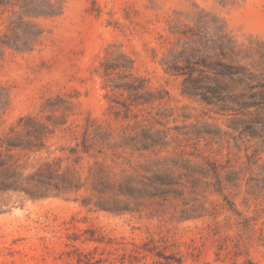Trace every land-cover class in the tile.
<instances>
[{
	"label": "rangeland",
	"instance_id": "obj_1",
	"mask_svg": "<svg viewBox=\"0 0 264 264\" xmlns=\"http://www.w3.org/2000/svg\"><path fill=\"white\" fill-rule=\"evenodd\" d=\"M18 18L40 37L0 51V264H264V111L200 65L264 81V0H10L0 39Z\"/></svg>",
	"mask_w": 264,
	"mask_h": 264
},
{
	"label": "trees",
	"instance_id": "obj_2",
	"mask_svg": "<svg viewBox=\"0 0 264 264\" xmlns=\"http://www.w3.org/2000/svg\"><path fill=\"white\" fill-rule=\"evenodd\" d=\"M9 1L0 0V7L7 5ZM6 31L3 35L4 39H0V51L2 52L4 48L15 51L32 50L40 37L37 29L21 18L12 20ZM185 60L189 63L187 58ZM200 63L204 68L215 72L222 78V80L212 78L211 80L215 82V85L208 88L212 95H215L217 101H221L223 105L230 102L239 109L254 108L255 110L264 111V81L256 80L255 74L247 67L225 63H218L217 66H214L207 63L205 59H201ZM191 80L194 82L199 81L197 78ZM197 87H186L184 93L188 96H195ZM82 257L84 260L79 259V262L82 261L83 264H101V260H91L86 254H83Z\"/></svg>",
	"mask_w": 264,
	"mask_h": 264
}]
</instances>
